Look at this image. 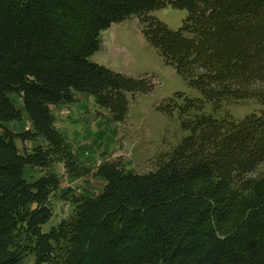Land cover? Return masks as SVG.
Here are the masks:
<instances>
[{
	"label": "trees",
	"instance_id": "1",
	"mask_svg": "<svg viewBox=\"0 0 264 264\" xmlns=\"http://www.w3.org/2000/svg\"><path fill=\"white\" fill-rule=\"evenodd\" d=\"M184 10L177 30L147 17ZM136 16L141 35L165 65L201 97L180 114L224 99L264 108V0H0V264H264V110L241 121L200 115L157 169L126 171L120 159L81 167L55 127L51 108L96 99L121 123L128 95L146 94L145 78L92 62L100 33ZM20 98L32 129L9 100ZM170 115V112L164 111ZM43 139L21 153L16 141ZM69 178L103 181L95 197H76L71 216L51 227L49 199ZM43 174L34 182L25 169Z\"/></svg>",
	"mask_w": 264,
	"mask_h": 264
},
{
	"label": "rangeland",
	"instance_id": "2",
	"mask_svg": "<svg viewBox=\"0 0 264 264\" xmlns=\"http://www.w3.org/2000/svg\"><path fill=\"white\" fill-rule=\"evenodd\" d=\"M147 17L162 22L170 30H177L186 12L165 7L149 13ZM142 19L132 16L101 32L100 48L90 59L116 73L145 78L152 85L151 91L146 94L127 96L128 112L121 123L113 122L110 115L99 110L96 99L86 94L78 95V102L74 105L51 108L55 127L70 144L81 167L94 168L105 161L120 159L126 171L147 174L155 171L181 139L188 135L180 128L182 120L205 115L237 122L251 115L259 116L264 110L252 99H224L203 103L200 110L190 109L180 114L179 110L187 106V101L200 100L201 97L146 43L140 32ZM8 97L13 106L21 111L22 119L5 127L13 133L31 130L20 98L12 94ZM164 111L170 112V115ZM16 144L21 153L30 152L36 146H46L40 138L24 143L16 141ZM53 171L59 177V188L49 199L52 217L42 226L43 232H48L71 216L74 208L71 199L95 197L103 186L99 178L67 177L61 164L54 165ZM24 173L28 182H34L43 174L39 169L31 168H26ZM262 173L264 164L253 176ZM20 264H33V258L28 257Z\"/></svg>",
	"mask_w": 264,
	"mask_h": 264
},
{
	"label": "crops",
	"instance_id": "3",
	"mask_svg": "<svg viewBox=\"0 0 264 264\" xmlns=\"http://www.w3.org/2000/svg\"><path fill=\"white\" fill-rule=\"evenodd\" d=\"M89 155V154H88ZM90 156V155H89ZM86 178H88V177H83V178H79V179H86Z\"/></svg>",
	"mask_w": 264,
	"mask_h": 264
}]
</instances>
